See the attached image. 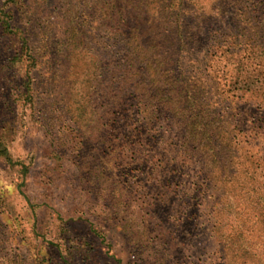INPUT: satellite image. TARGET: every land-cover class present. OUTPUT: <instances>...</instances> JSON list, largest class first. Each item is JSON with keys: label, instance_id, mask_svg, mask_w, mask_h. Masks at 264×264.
Segmentation results:
<instances>
[{"label": "rangeland", "instance_id": "1", "mask_svg": "<svg viewBox=\"0 0 264 264\" xmlns=\"http://www.w3.org/2000/svg\"><path fill=\"white\" fill-rule=\"evenodd\" d=\"M144 2L124 30L142 24L162 71L180 56L191 89L169 114L144 92L139 111L116 101L101 0H0V264H264V16L243 13L258 1L183 0L175 53L152 29L171 9Z\"/></svg>", "mask_w": 264, "mask_h": 264}, {"label": "trees", "instance_id": "2", "mask_svg": "<svg viewBox=\"0 0 264 264\" xmlns=\"http://www.w3.org/2000/svg\"><path fill=\"white\" fill-rule=\"evenodd\" d=\"M101 1L103 4L101 10L103 11L104 19H106L109 24H112L110 30L111 34L115 33L117 37L118 35H120V41H122V66H119L118 71H112L110 76L111 80L114 82L117 81L119 85L118 92L116 96H114L116 98V101H119L121 99L122 93L123 95H133L136 99V110L139 111L140 102L142 101L139 95L141 92H144V94L146 93L145 98L151 96L152 99H155L156 102L154 111L158 112L160 115L169 114L171 109L167 106V103L169 104L172 94H176L177 96H182L183 94H185L187 97L189 95H192L190 93L191 89L186 83V75L180 61V56L172 60L170 68H166L164 71H162L161 69L164 65V58L159 54L157 50L154 52L153 57L151 53H149V49L152 47V45L154 49H158L157 43L153 42L154 44H151V42H149L148 44H146V41L144 40L145 36H143L142 24L136 22L129 28V30H124L125 27L127 28L128 25H131L130 20L125 19L123 16L124 10H128L130 5L135 8L136 6H138L137 8L141 6L142 8H144L146 7V2H144L145 0ZM161 1H164L166 3L165 5L161 6L163 7V10L167 6H169L168 9H171L172 13L174 14V19H172V21L163 19L159 22V26L156 25L152 27V29H154V31H162L165 33V35L167 36L166 40L169 46H171L169 48H171L174 53L181 52L187 45L186 40L191 38L192 36V33L189 32L190 30L183 26V24L181 23V15H183L181 7L183 4V0H176L179 2L176 8H174L173 4V1L175 0ZM257 1L258 2H253V4H251L250 6H247L250 10L249 12L244 11L243 13H255L257 15L264 16V1ZM135 3L137 5H135ZM223 5L224 6H222V4H214L213 9L217 10V12H221V10L224 9L223 7H225L227 4L223 3ZM72 13L74 15V18L71 19V30L73 36L77 37L75 41H81V36L79 35H82L84 33L83 25L81 20H79V17L76 16V10L74 12L71 11V15ZM257 15H253V17H257ZM263 31L264 26H255L254 36H259V34L261 35ZM172 35L177 36L178 42H174L175 38H173ZM239 44L241 46L242 41H239ZM32 59L34 60L33 56ZM138 79H142L147 87L144 90H137V94L134 87L135 85H137L136 83L138 82L136 80ZM166 85L172 87L168 88V86L166 87ZM209 137L210 141H212L211 135ZM0 154L3 155L7 159V161L11 162L10 155L8 154L5 145L0 144Z\"/></svg>", "mask_w": 264, "mask_h": 264}]
</instances>
